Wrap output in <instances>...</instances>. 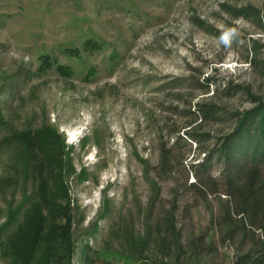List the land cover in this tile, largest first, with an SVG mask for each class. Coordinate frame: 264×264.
<instances>
[{
    "label": "rangeland",
    "instance_id": "rangeland-1",
    "mask_svg": "<svg viewBox=\"0 0 264 264\" xmlns=\"http://www.w3.org/2000/svg\"><path fill=\"white\" fill-rule=\"evenodd\" d=\"M255 100L264 0H0V264H46L38 140H21L45 127L74 173L72 264H233L239 240L215 222L225 198L201 201L178 161L204 157L186 131L212 149ZM203 101L227 116L195 120Z\"/></svg>",
    "mask_w": 264,
    "mask_h": 264
},
{
    "label": "trees",
    "instance_id": "trees-1",
    "mask_svg": "<svg viewBox=\"0 0 264 264\" xmlns=\"http://www.w3.org/2000/svg\"><path fill=\"white\" fill-rule=\"evenodd\" d=\"M41 61L45 70L55 66L50 57L44 56ZM57 70L61 76H73L72 69L61 67ZM227 94L233 96L229 89ZM254 104L255 107L236 114L233 130L217 139L212 149L204 150L203 144L207 142L204 136L195 137L190 127L185 135L199 147L204 157L186 167L183 165L185 158L178 161L184 173L195 177L192 183L186 180L187 186L201 201L211 196L225 198L215 222L225 232L223 241L239 240V255L233 264H264V101L255 100ZM195 110L189 111L195 120L219 121L227 116L226 109L217 103L199 102L195 104ZM33 135L24 133L23 143L20 142L25 149L33 150L32 145L38 140L35 157L39 163L36 172L40 181V205L36 209L44 215L43 230L49 232L45 238L48 244L46 264H72L75 241L68 180L74 173L70 159L61 143L56 142V134L47 127L38 131L39 138ZM171 154L170 150L160 153L159 176L172 171L174 159ZM216 167L218 176L215 175ZM205 240L200 238L202 245Z\"/></svg>",
    "mask_w": 264,
    "mask_h": 264
}]
</instances>
